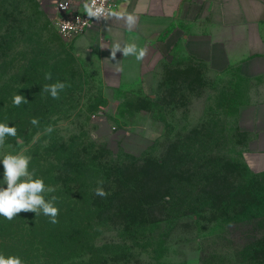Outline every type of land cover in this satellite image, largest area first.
Returning <instances> with one entry per match:
<instances>
[{
    "label": "rangeland",
    "instance_id": "374dc122",
    "mask_svg": "<svg viewBox=\"0 0 264 264\" xmlns=\"http://www.w3.org/2000/svg\"><path fill=\"white\" fill-rule=\"evenodd\" d=\"M52 12V6L37 0H0V123L17 128V136H6L0 147V160L5 154L30 156L29 171L50 187L58 176L72 185L74 175L63 174L70 157L142 161L176 148L186 162L211 176L226 173L237 182L264 185V174H252L243 158L256 109H264V77L215 74L177 48L140 90L110 87L101 77L97 56L81 39L95 29L64 40L53 28ZM46 73H51L50 80ZM56 82L67 85L59 99L43 91ZM17 94L28 102L15 106ZM32 118L39 124L32 125ZM48 126L51 133L45 131ZM3 179L0 162V187H6ZM187 190L194 196L198 188ZM52 193L45 192V199L51 200ZM72 204L81 207L75 200ZM34 214L22 212L12 220L0 215V227H6L1 236L16 222H38ZM213 216L193 214L171 221L167 231L152 230L157 236L144 249L134 247L132 256L140 264H264V250L253 249L249 226ZM254 232L256 238L264 235V223ZM93 235L97 246L123 241L113 228L96 229Z\"/></svg>",
    "mask_w": 264,
    "mask_h": 264
},
{
    "label": "trees",
    "instance_id": "16d2710c",
    "mask_svg": "<svg viewBox=\"0 0 264 264\" xmlns=\"http://www.w3.org/2000/svg\"><path fill=\"white\" fill-rule=\"evenodd\" d=\"M185 70L183 77L187 76ZM177 152L176 148L166 150L142 161L101 163L96 162V155L90 161L66 159L63 174L74 175L72 185L60 176L54 178L57 183L50 184L55 189L51 195L57 197L58 223L52 224L41 210L33 217L38 222H16L5 236L1 232L6 227H0V255L19 256L24 264H140L132 249L146 248L157 236L152 230L167 231L171 221L198 213L249 226L246 232L251 233L253 249L264 250V235L256 238L254 232L264 223V185L237 182L226 173L211 176ZM247 169L254 175L264 174ZM189 186L198 188L194 196L193 190H187ZM97 187L108 195H96ZM73 200L81 207L76 208ZM102 227L120 232L123 241L97 246L93 234ZM166 237L161 234L162 240Z\"/></svg>",
    "mask_w": 264,
    "mask_h": 264
},
{
    "label": "crops",
    "instance_id": "0c3cea01",
    "mask_svg": "<svg viewBox=\"0 0 264 264\" xmlns=\"http://www.w3.org/2000/svg\"><path fill=\"white\" fill-rule=\"evenodd\" d=\"M37 1L52 7L56 2ZM112 13L133 14L137 24L129 30L123 19L110 13L81 37L97 56L101 77L110 87L140 90L177 48L215 74L264 76V0H117ZM115 43H134L147 49L146 56L138 61L117 52L118 62L113 61L110 50ZM254 123L243 158L259 173L264 171V109H256Z\"/></svg>",
    "mask_w": 264,
    "mask_h": 264
},
{
    "label": "clouds",
    "instance_id": "9594fccd",
    "mask_svg": "<svg viewBox=\"0 0 264 264\" xmlns=\"http://www.w3.org/2000/svg\"><path fill=\"white\" fill-rule=\"evenodd\" d=\"M83 8L89 17H99L104 12L103 0H100L99 6L97 0H84ZM118 19L125 21L126 27L131 30L136 24L138 18L133 14H117L111 13ZM122 53V56L127 57L134 55L138 61H142L147 49L139 48L136 44H125L121 46L120 43H115L110 50V58L117 61L116 53ZM118 62V61H117ZM118 71L120 69H117ZM51 73L45 74V79L50 80ZM67 85L63 82H56L53 84H46L43 88L44 92L51 95L53 99H59V93L65 89ZM28 102L24 95L17 94L13 97V104L19 106L21 103ZM32 125H38L37 118L31 119ZM46 133H51L53 128L48 126L45 129ZM6 136L16 137L17 128L9 126L7 123H0V147L5 143ZM20 143L21 141H17ZM31 157L24 154H5L0 160L4 168V183L6 187H0V215L7 220H12L21 212H35L38 214L41 210L44 215L50 217L52 224L58 223L57 216L59 209L54 206L53 202L57 197L52 196L51 200H46L44 197L45 192H54L52 187H46L42 178H34L35 173L29 171V163ZM103 184V181L99 182ZM96 195L105 197L108 195L102 187H97L95 190ZM0 264H24L19 256L0 255Z\"/></svg>",
    "mask_w": 264,
    "mask_h": 264
},
{
    "label": "built area",
    "instance_id": "2783aa9c",
    "mask_svg": "<svg viewBox=\"0 0 264 264\" xmlns=\"http://www.w3.org/2000/svg\"><path fill=\"white\" fill-rule=\"evenodd\" d=\"M117 0H103L104 12L99 17H89L83 8L84 0H56L51 23L56 34L64 40L82 35L106 21L116 7ZM100 0H97L99 6Z\"/></svg>",
    "mask_w": 264,
    "mask_h": 264
}]
</instances>
